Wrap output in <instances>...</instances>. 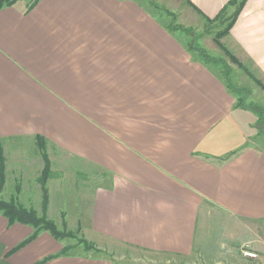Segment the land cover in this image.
Instances as JSON below:
<instances>
[{
	"label": "crops",
	"instance_id": "0c3cea01",
	"mask_svg": "<svg viewBox=\"0 0 264 264\" xmlns=\"http://www.w3.org/2000/svg\"><path fill=\"white\" fill-rule=\"evenodd\" d=\"M188 1L213 18L229 0ZM27 5L0 8L3 153L23 140L43 167L46 155L47 218L53 162L98 184L75 222L85 253L46 230L17 248L34 229L0 214V264H113L86 251L115 242L190 255L209 235L210 207L264 226V145L216 70L146 1ZM230 37L264 76V0H246ZM246 234L264 262L259 231Z\"/></svg>",
	"mask_w": 264,
	"mask_h": 264
},
{
	"label": "rangeland",
	"instance_id": "374dc122",
	"mask_svg": "<svg viewBox=\"0 0 264 264\" xmlns=\"http://www.w3.org/2000/svg\"><path fill=\"white\" fill-rule=\"evenodd\" d=\"M143 1L150 6L154 15L164 18L168 28L184 41L188 49L193 47L201 59L211 64L224 83L230 85V91L241 101L239 106L243 109L239 113L245 116L244 125L251 123L250 131L255 134L253 143L256 146L264 145V76L254 61L230 37V29L235 22L226 33H222L241 0H236L234 4L226 3L223 6L225 11L218 18H207L187 0ZM245 3L246 0L242 8ZM240 12L236 14V19ZM259 120L263 123L260 124ZM4 157L5 182L0 187V199H13L26 209L42 211L43 191L38 178L43 170L41 154L22 140L16 146H7ZM97 184L94 178L84 173L81 165L60 167L56 162L51 165V179L47 184L50 197L48 219L54 221L61 232L71 233L70 237L65 234L62 239L75 247L74 252L81 254L89 246L82 242L83 235L76 231L75 225L85 209L89 194ZM207 210L208 213H202L201 218L210 225L209 235L198 242L190 255L153 252L116 242L107 244L106 249L90 248L86 253L110 258L113 264H264L258 255L252 258L242 253L247 237L250 236L246 234L250 227L251 230L259 231L260 236L257 238L264 243L263 225L237 217H229L228 220L217 209L210 207ZM62 214L67 221V229L62 227Z\"/></svg>",
	"mask_w": 264,
	"mask_h": 264
},
{
	"label": "trees",
	"instance_id": "16d2710c",
	"mask_svg": "<svg viewBox=\"0 0 264 264\" xmlns=\"http://www.w3.org/2000/svg\"><path fill=\"white\" fill-rule=\"evenodd\" d=\"M16 1H18V0H0V8H2L3 6L12 5ZM27 1H28L27 10H29L32 6L35 5V3L38 0H27ZM235 1L236 0H229L227 2V4H234ZM243 2H244V0H241L239 3H237L236 8H235V12L233 13L231 21L228 23L226 29L224 31H222V33H226L228 31L229 27L235 22V20H236L235 16L242 9L241 6H242ZM188 3H190L192 5V3L190 1H188ZM224 11H225V7H223L218 12V14L216 15L215 18H218ZM208 20H210V19H208ZM189 50L195 51V49L193 47L189 48ZM197 54H198V52H197ZM198 57H199V54H198ZM201 60L203 62L208 63L207 61H204L203 59H201ZM228 77H231V75H228ZM225 85L230 90V85L226 84V83H225ZM240 104H241V101L238 97V98H236V105L239 106ZM261 118H263V115H261ZM259 123L262 124L263 121L262 122L260 121ZM259 123H257V124H259ZM42 156L44 159V167H43L41 177L39 180H40L41 188L43 191V213L41 215H38L35 210L26 209L24 206L17 204L13 199H9L7 201L0 199V214L4 215L7 218L8 223L11 224L13 222H20L23 224H27L34 229L33 235L28 240H26L22 244H20L17 248H19L20 246H22L26 242L33 239L36 236V234L38 232H40L41 230L48 231L56 239L64 238L65 234H67V237H70V235H71V233L68 231L61 232L57 228L54 221L49 220L45 215V210H46V206L48 203L47 202L48 201V194H47V188L45 187V181H46L47 177L49 176V172H50L49 164H50V162H49V160L45 154H42ZM4 179H5V157L3 155L2 145L0 142V187H2V185L4 184V182H5ZM83 242H85V241H83ZM44 260L40 261L39 263H43Z\"/></svg>",
	"mask_w": 264,
	"mask_h": 264
},
{
	"label": "built area",
	"instance_id": "2783aa9c",
	"mask_svg": "<svg viewBox=\"0 0 264 264\" xmlns=\"http://www.w3.org/2000/svg\"><path fill=\"white\" fill-rule=\"evenodd\" d=\"M244 246H245V247H244V249H242V253H243L245 256H247V257H252V258H255V257L257 256V254H256L254 251H252V250H250V249L248 248V244H245Z\"/></svg>",
	"mask_w": 264,
	"mask_h": 264
},
{
	"label": "water",
	"instance_id": "95a60500",
	"mask_svg": "<svg viewBox=\"0 0 264 264\" xmlns=\"http://www.w3.org/2000/svg\"><path fill=\"white\" fill-rule=\"evenodd\" d=\"M263 131H264V129H263Z\"/></svg>",
	"mask_w": 264,
	"mask_h": 264
}]
</instances>
